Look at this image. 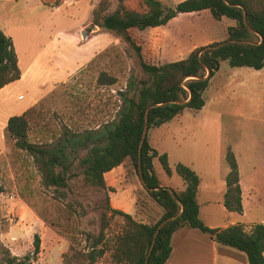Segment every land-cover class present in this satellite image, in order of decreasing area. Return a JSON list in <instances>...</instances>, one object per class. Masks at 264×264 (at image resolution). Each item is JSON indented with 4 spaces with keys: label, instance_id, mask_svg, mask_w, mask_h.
Wrapping results in <instances>:
<instances>
[{
    "label": "rangeland",
    "instance_id": "374dc122",
    "mask_svg": "<svg viewBox=\"0 0 264 264\" xmlns=\"http://www.w3.org/2000/svg\"><path fill=\"white\" fill-rule=\"evenodd\" d=\"M38 1L0 0V26L25 27L17 33L22 49L27 51L30 42L39 44L50 29L65 32L77 26V21H81L90 34L99 33L96 38L99 49L91 59L65 82L54 84L34 104L38 112L32 122L30 140L40 142L47 138L54 143L55 133L62 134L64 129L82 132L113 119L121 103V91L127 90L129 81L138 82L147 75L125 41L112 32L91 28V10L100 0H43L48 5ZM162 1L174 6L181 0ZM110 2L112 12L118 7V0ZM126 5L143 9L139 0H129ZM232 23L234 21L227 17L215 19L210 11L203 10L180 13L165 25L132 29L131 34L141 45L145 61L160 65L184 58L195 47L211 43L212 39H225L228 24ZM83 36L86 37L85 32ZM102 70L117 76V82L110 86L99 85L97 78ZM203 96L202 109H185L160 127L152 128L151 141L168 153L172 166L179 162L191 165L202 178L197 199L200 218L208 223L227 220V216L221 214L216 215L218 218L209 216L208 210L216 208L217 204L215 201L205 203L218 197L214 188L220 185L218 162L223 137L228 144L225 149L230 147L236 155L243 180L244 210L242 214L236 212L235 217L247 226L264 222V68L232 66L227 60H221ZM85 153L86 149H79L76 156L70 157L65 186L49 185L35 158L6 139V147L0 150V183L4 188L0 192V264H3L4 247L19 257L31 253L36 234L40 237V251L33 264H88L84 257H73L70 246L73 244L76 249L85 251L87 233L97 235L102 222L108 224L109 239L124 227V218L111 216L106 209V196L110 201L112 191L83 180L78 162ZM127 163L108 178L116 183L114 188L109 187L114 191L118 189L114 198L129 203L136 196L139 213L158 217L157 212H162V208L151 202L135 169L130 161ZM157 168L165 179L161 164L158 163ZM59 170L57 167L56 171ZM172 182L174 187L184 183L177 174ZM132 205L136 207L134 199ZM6 243H12L13 250ZM98 261L115 264L110 251Z\"/></svg>",
    "mask_w": 264,
    "mask_h": 264
},
{
    "label": "trees",
    "instance_id": "16d2710c",
    "mask_svg": "<svg viewBox=\"0 0 264 264\" xmlns=\"http://www.w3.org/2000/svg\"><path fill=\"white\" fill-rule=\"evenodd\" d=\"M129 0H118V7L110 12V0H100L92 11L91 28L112 32L125 41L138 57L142 71L147 75L141 81H129L127 90L121 91V103L113 119L99 123L96 128L82 132L64 129L54 135L55 142L30 140L32 122L38 112L36 105L22 114L11 115L5 127V139L16 148L25 150L39 163L44 180L49 185L65 186L66 169L70 157L79 149H86L79 158L83 180L95 187L114 191L107 185L105 173L130 161L147 195L163 211L153 222H142L131 214L113 208L106 196V209L111 216L124 218V227L109 239L108 224H101L97 235H86V250L72 244L73 257H84L93 264L107 252L115 264H164L169 258L172 234L182 228H197L209 234L220 244L246 253L249 264H264V222L246 230L241 223L227 227H210L200 218L197 194L201 178L190 166L177 163L174 171L184 180L186 187L176 191L163 185L154 167L158 158L163 169L172 175L173 169L166 152L160 153L150 141L148 132L183 113L185 109L200 110L205 105L203 93L221 60L232 66L264 67V0H181L174 6L162 0H139L142 10L126 5ZM210 11L215 19L227 17L234 24L227 27V36L220 41L197 46L184 58L160 65L148 63L142 47L132 36V29L145 30L167 24L180 13ZM209 75L206 79L207 71ZM21 77L18 56L13 40L0 29V88ZM101 86L117 82V76L102 70L97 78ZM188 100V101H187ZM147 115V134L143 138ZM45 138V137H44ZM225 159L230 168L226 176L223 203L229 211L243 213L239 165L235 153L227 148ZM59 167L60 170L56 171ZM0 183V192H3ZM168 219L159 229L160 224ZM1 244V242H0ZM34 249L23 257L12 254L4 247L3 264H33L40 251V237L34 236Z\"/></svg>",
    "mask_w": 264,
    "mask_h": 264
},
{
    "label": "crops",
    "instance_id": "0c3cea01",
    "mask_svg": "<svg viewBox=\"0 0 264 264\" xmlns=\"http://www.w3.org/2000/svg\"><path fill=\"white\" fill-rule=\"evenodd\" d=\"M43 4L48 5L45 1L39 0ZM94 7L91 11H93ZM51 10L54 9L51 6ZM58 9L55 8V12ZM50 18V17H49ZM80 20L79 18H76ZM77 26L67 31H54L53 28L48 31V35H45L43 40L37 44L30 42L28 50L22 49L18 43L19 31L25 29L23 26L16 24H7V26H0V29L7 35L12 37L14 47L18 56V65L21 69V77L15 81L6 84L0 88V120L2 125L0 126V150L2 151L6 147L5 139V127L7 120L11 115L22 114L26 109L36 104L42 97H44L58 82H65L77 69H79L84 63L88 62L93 54L99 49V43L96 41L99 33L86 30L84 24L81 21H77ZM234 24V23H232ZM232 24H228L232 25ZM81 27L83 29H81ZM94 29V28H93ZM85 32L86 37L83 36ZM215 41L214 39L210 42ZM264 68V67H263ZM179 116V115H178ZM160 127V126H159ZM152 129V128H151ZM150 129V130H151ZM148 132V136L150 133ZM151 145L156 148L160 153L166 152L160 150L154 146L149 136ZM221 158L218 162V169H220V185L214 188L217 193L215 194L217 200H206L205 203L215 201L217 204L216 208L208 210V215L211 217L218 218V214L223 217L227 216V220L224 222H208L206 223L210 227H227L231 224L241 223L244 225L246 230H249L251 226H247L241 220L235 217L234 211H229L224 203V193L226 191V176L230 171L228 164L225 161L226 152V141L221 137ZM167 153V152H166ZM168 154V153H167ZM169 160V155H168ZM161 164L158 158L154 159V167L157 175L163 185L172 187L176 191H182L186 187V183L183 180L181 187L173 186L174 175L177 174L173 169L172 175H168L165 170L166 178L163 179L160 176L157 165ZM170 163V162H169ZM121 164L112 170L105 173V179L108 186L114 188L116 186L115 181H109V177L114 173L118 172ZM188 165V164H186ZM239 165V163H238ZM162 166V165H161ZM192 167L191 165H188ZM163 168V167H162ZM193 168V167H192ZM194 169V168H193ZM240 172V171H239ZM178 175V174H177ZM108 176V177H107ZM108 180V181H107ZM202 182V178H201ZM201 182L199 185V194L201 192ZM240 186L242 191V204H243V180L240 175ZM118 193V189L112 191L109 194L111 206L116 209H121L133 217L142 222H153L158 220L163 211L157 212L158 217L148 216L144 213H139L136 196L132 197V201L129 203L123 202L120 198H114V195ZM210 191L208 192V195ZM133 196V192L131 194ZM133 199L135 206L132 205ZM151 202L153 200L151 199ZM155 202V201H154ZM199 202V201H198ZM156 203V202H155ZM149 203L148 206H150ZM200 205V202H199ZM244 210V206H243ZM204 221V220H203ZM6 245L12 248V243H6ZM66 244L64 243V246ZM172 251L164 264H249L248 258L245 252L240 251L228 245H223L215 241L209 234L202 232L197 228L182 227L176 230L171 237ZM62 258V257H61ZM53 259V257H52ZM56 259V257L54 258ZM53 259V260H54ZM93 264H102L96 261Z\"/></svg>",
    "mask_w": 264,
    "mask_h": 264
},
{
    "label": "water",
    "instance_id": "95a60500",
    "mask_svg": "<svg viewBox=\"0 0 264 264\" xmlns=\"http://www.w3.org/2000/svg\"><path fill=\"white\" fill-rule=\"evenodd\" d=\"M208 75H209V70L207 71V74H206V76H204L203 77V79H206L207 77H208ZM188 101V100H187ZM146 134H147V115H146V122H145V128H144V133H143V138L146 136ZM168 219H166V220H164L161 224H160V226L158 227V229L167 221Z\"/></svg>",
    "mask_w": 264,
    "mask_h": 264
},
{
    "label": "built area",
    "instance_id": "2783aa9c",
    "mask_svg": "<svg viewBox=\"0 0 264 264\" xmlns=\"http://www.w3.org/2000/svg\"><path fill=\"white\" fill-rule=\"evenodd\" d=\"M31 254H32V252H31Z\"/></svg>",
    "mask_w": 264,
    "mask_h": 264
}]
</instances>
